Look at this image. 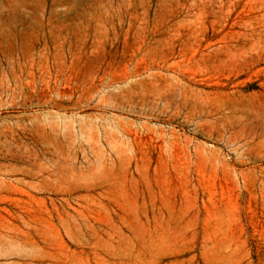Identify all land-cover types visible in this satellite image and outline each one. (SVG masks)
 Masks as SVG:
<instances>
[{"label":"rangeland","instance_id":"374dc122","mask_svg":"<svg viewBox=\"0 0 264 264\" xmlns=\"http://www.w3.org/2000/svg\"><path fill=\"white\" fill-rule=\"evenodd\" d=\"M0 264H264V0H0Z\"/></svg>","mask_w":264,"mask_h":264}]
</instances>
